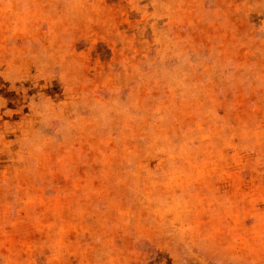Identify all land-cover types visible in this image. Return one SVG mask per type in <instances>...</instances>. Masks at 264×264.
<instances>
[{"label": "rangeland", "instance_id": "374dc122", "mask_svg": "<svg viewBox=\"0 0 264 264\" xmlns=\"http://www.w3.org/2000/svg\"><path fill=\"white\" fill-rule=\"evenodd\" d=\"M0 264H264V0H0Z\"/></svg>", "mask_w": 264, "mask_h": 264}]
</instances>
